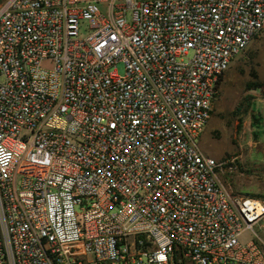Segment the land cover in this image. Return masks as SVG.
I'll return each mask as SVG.
<instances>
[{
  "label": "built area",
  "instance_id": "1",
  "mask_svg": "<svg viewBox=\"0 0 264 264\" xmlns=\"http://www.w3.org/2000/svg\"><path fill=\"white\" fill-rule=\"evenodd\" d=\"M260 34L264 0H3L0 264H264L198 144Z\"/></svg>",
  "mask_w": 264,
  "mask_h": 264
},
{
  "label": "rangeland",
  "instance_id": "2",
  "mask_svg": "<svg viewBox=\"0 0 264 264\" xmlns=\"http://www.w3.org/2000/svg\"><path fill=\"white\" fill-rule=\"evenodd\" d=\"M198 144L223 163L219 177L231 193L264 200V34L230 61ZM255 229L264 236V217Z\"/></svg>",
  "mask_w": 264,
  "mask_h": 264
},
{
  "label": "trees",
  "instance_id": "3",
  "mask_svg": "<svg viewBox=\"0 0 264 264\" xmlns=\"http://www.w3.org/2000/svg\"><path fill=\"white\" fill-rule=\"evenodd\" d=\"M1 1V0H0ZM221 80H222V77H221Z\"/></svg>",
  "mask_w": 264,
  "mask_h": 264
}]
</instances>
